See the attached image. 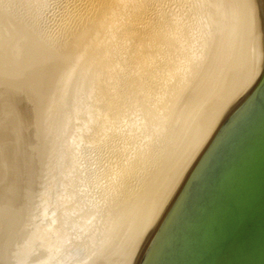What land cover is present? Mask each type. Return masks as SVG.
Instances as JSON below:
<instances>
[{
    "label": "water",
    "instance_id": "obj_1",
    "mask_svg": "<svg viewBox=\"0 0 264 264\" xmlns=\"http://www.w3.org/2000/svg\"><path fill=\"white\" fill-rule=\"evenodd\" d=\"M218 45L162 157L55 251L56 134L83 50L0 15V264H264V0H210Z\"/></svg>",
    "mask_w": 264,
    "mask_h": 264
},
{
    "label": "bare ground",
    "instance_id": "obj_2",
    "mask_svg": "<svg viewBox=\"0 0 264 264\" xmlns=\"http://www.w3.org/2000/svg\"><path fill=\"white\" fill-rule=\"evenodd\" d=\"M17 1L29 8L31 18L27 13L18 14L19 10L10 4L0 5V15L68 38H74L88 22L100 32L82 52L55 132L59 131L58 143L67 147L70 142L64 136L68 122L80 119L78 113L84 109V115L82 112L79 116L89 124L86 136L90 135L88 140L94 138L95 147L104 150L96 167H88L94 175V181L90 178L93 185L87 182L100 189L91 187L102 199L96 198L95 202L87 198L90 187L85 184L78 190L77 183L83 179L78 177L87 169L86 164L82 166L79 159H74L78 156L71 157L73 161L68 163L69 147L58 152V172L68 182L64 181L60 191L64 196L56 206V210L64 209L62 218L55 216V224H60L55 227L57 251L91 229L90 239L84 243L99 239L107 209L102 207L104 203L118 196L162 157L218 39L210 0ZM46 7L53 8L49 27L41 22ZM75 197L80 199L78 214L76 209L68 211ZM86 198L91 202L87 203Z\"/></svg>",
    "mask_w": 264,
    "mask_h": 264
},
{
    "label": "rangeland",
    "instance_id": "obj_3",
    "mask_svg": "<svg viewBox=\"0 0 264 264\" xmlns=\"http://www.w3.org/2000/svg\"><path fill=\"white\" fill-rule=\"evenodd\" d=\"M9 1V2H8ZM15 1V2H14ZM17 0H13V2H12V0H3V1H1L0 0V5L1 6H3V5H6V7H9V4H10V7L12 6L13 8L12 9H14V10H19V12H17L18 14L20 13L21 15H25L26 13V16H27V18H31V16L32 15H30V11H29V8L28 7H23V6H20V5H18L19 4V2L20 1H17ZM3 2V3H2ZM12 3V4H11ZM8 5V6H7ZM14 5L16 6V8H14ZM24 8V9H23ZM27 9V11H25ZM45 9H47V10H45ZM45 9H43L42 11V13L44 14V16L43 17H41V22L43 23V25H45V27L47 26V27H49V25H51L52 23V19H53V14H52V12H53V8L52 7H46ZM52 10V11H51ZM29 11V12H28ZM21 12H23V13H25V14H23V13H21ZM30 15V16H29ZM41 23V24H42ZM45 23V24H44ZM83 112V114L82 115H84V113H85V111H84V109H82V111H80L79 113H78V117L82 120V116H79V114H81ZM104 118L106 117V116H103ZM80 119H77V118H72V120H70L69 122H68V127L66 128V134H65V136L64 137H67V139H68V141L70 142L68 145H67V147H69L70 148V150H69V152H68V157L66 158V161L68 162V163H71V161H73V159L71 158V157H77L78 156V158H74V159H79L80 160V163L82 164V163H84V164H86V168L88 169V167H90L91 169L92 168H94V167H96V164H98L97 163V160H98V157H102L103 158V155H104V150H102L101 148H96L95 147V145L94 144H96L97 145V142H95L96 140L94 139V138H92V139H89L88 140V138H90V135H87L86 136V134H89V124L87 123V125L86 124H84V121L82 120H80ZM106 119V118H105ZM78 122V123H80L79 124V126H78V123H76L75 124V122ZM83 124V125H82ZM87 126V127H86ZM79 127H80V130H79ZM81 127H83V128H81ZM81 129H83V130H81ZM76 130V131H75ZM85 131H87V133H84ZM74 132V133H73ZM79 132V133H78ZM81 133V134H80ZM83 133H84V135H83ZM55 134H56V144H55V149H56V158H55V160L56 159H58L57 158V155H58V152H60L61 150L62 151H66L67 150V147H65L64 145H62V144H60V143H58L59 142V140H57L58 139V137H59V131H57V132H55ZM70 135H72V136H70ZM79 135V136H78ZM83 136V137H82ZM88 137V138H87ZM71 138H74V139H71ZM84 138V140L82 141V139ZM73 140V141H72ZM75 140V141H74ZM82 141L81 143H79V141ZM92 140V141H91ZM88 141V142H87ZM92 143H91V142ZM77 142L79 143V144H77ZM83 143V144H82ZM85 143V144H84ZM88 143V144H87ZM94 143V144H93ZM60 144V145H59ZM87 144V145H86ZM91 144H93L94 146H92ZM80 145V146H79ZM79 146V147H78ZM76 147V148H75ZM77 148H80V149H77ZM60 149V150H59ZM64 149V150H63ZM78 150H79V152H78ZM78 153H77V152ZM98 151V152H97ZM100 151V152H99ZM102 151V152H101ZM71 153V154H70ZM99 153V154H98ZM103 154V155H102ZM97 155H101V156H97ZM84 158V159H83ZM68 159V160H67ZM96 160V162H94ZM58 162L57 163H55V164H58L59 163V161H60V159H58L57 160ZM56 162V161H55ZM92 163H93V167H92ZM95 163V164H94ZM57 167H56V171H55V179H56V184H55V194H56V197H55V204L57 203H60L61 204V202H62V199H63V196H64V194L63 193H61L62 192V190H63V186H64V181L67 183L68 182V178H67V180H66V177H65V179L64 178H62V176H60L59 175V165H56ZM82 166H83V164H82ZM84 167V168H85ZM85 168V169H86ZM88 169V171H86V170H84V172L82 173V175L80 176V177H78L79 179L80 178H83L84 179V181H83V179L82 180H79V183H77V184H79L78 185V187L80 188H78V190L80 191L81 189H84L85 188V186L87 185V186H89V183H87V182H90V183H92V184H90V185H93V181L95 180V179H93V177H94V175H93V177H92V171H90L91 173H89V170H91V169ZM88 176H90V177H88ZM92 177V179H93V181H92V179H90ZM88 179V180H87ZM62 181H63V183H62ZM92 181V182H91ZM78 182V181H77ZM62 186H61V185ZM83 184H85V186L83 185ZM84 186V187H83ZM90 188L92 187V188H95V190L96 189H98L99 191H100V189L99 188H96V187H93V186H89ZM89 188V190H90V192H89V194L90 195H87V198H88V196H89V198L91 199V201H95L96 200V198L98 199V200H101L102 199V195H98L99 194V192L97 193V191H95V190H93L92 188L90 189ZM61 191V192H60ZM87 192V193H88ZM96 193H97V195H98V197H97V195H96ZM61 194H63V195H61ZM96 195V196H95ZM92 196H94V197H92ZM87 198H86V202H87ZM94 199V200H93ZM59 200H61V201H59ZM74 200H76V201H74ZM74 200L71 202L72 204H74V206L72 207H69V210L68 211H73L74 209H76V210H78L79 208H77L78 206V203L80 202V199L78 198V197H75L74 198ZM89 200V199H88ZM58 201V202H57ZM91 201H88L87 203H89V202H91ZM95 202H98V201H95ZM75 203H76V205H75ZM92 203H94V202H92ZM107 201H106V203H104L105 205H103L102 207L103 208H105L106 206H107ZM60 204H58V205H55V209L57 208L56 206H59ZM105 206V207H104ZM62 210H64V209H62V207L60 208H58L56 211H55V216L59 219V218H62V213L64 212V211H62ZM80 210V209H79ZM78 210V211H79ZM77 214L78 213H80V211L79 212H76ZM76 214V215H77ZM59 226H60V224H58V223H56L55 224V227L56 228H59ZM76 227V226H75ZM75 227L71 230V231H73L74 232V230H75ZM77 228V227H76ZM91 231H92V229H91ZM91 231L90 232H88L89 234H83V236H81V237H79V238H77V239H75V241L72 239L71 241H69V243L66 245L67 247H72V246H75V245H77V243L78 242H83L84 243V241L83 240H85V241H87L88 240V237H89V239H90V236H91ZM87 236V237H86ZM82 238V239H81ZM82 240V241H81ZM86 243V242H85ZM66 247V248H67ZM65 248V247H64Z\"/></svg>",
    "mask_w": 264,
    "mask_h": 264
}]
</instances>
